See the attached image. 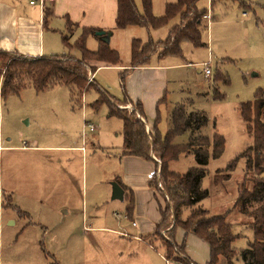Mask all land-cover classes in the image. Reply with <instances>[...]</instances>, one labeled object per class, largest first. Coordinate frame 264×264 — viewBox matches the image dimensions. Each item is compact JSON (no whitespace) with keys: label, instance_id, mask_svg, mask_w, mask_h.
Listing matches in <instances>:
<instances>
[{"label":"rangeland","instance_id":"374dc122","mask_svg":"<svg viewBox=\"0 0 264 264\" xmlns=\"http://www.w3.org/2000/svg\"><path fill=\"white\" fill-rule=\"evenodd\" d=\"M134 1L141 12V1ZM175 1L151 0L152 14L162 15L165 3ZM245 1L248 7L240 5L239 0L197 2L199 9L210 10L211 6L210 18H203L201 22L203 44L195 46L184 40L180 43L181 54L164 58L165 62L179 66L169 70L166 101L160 106L158 124L164 135L169 126V110L183 103L188 108L204 110L209 118L206 130H216L223 136V152L216 158L211 157L205 167L201 187L207 190V196L198 205L211 215L225 216L237 235L233 246L238 251L246 248L253 237L249 226L252 219L234 207L241 186L252 188V172L245 174L246 158L239 154L253 140L239 106L241 102L253 100L257 89H262L264 96V0ZM243 11L246 16H242ZM179 21V16H175L156 29L128 26L113 30L108 42L109 46L116 47L120 62L103 66L95 63L96 84L114 99H123V91L128 93L126 78L121 83L120 72L130 63L132 39L143 43L163 40L171 26ZM79 31L72 32L69 42L74 41ZM62 33L67 35L66 31ZM54 36L53 54L79 57L78 50L68 49L62 45L60 35ZM97 36H89L87 48L95 49L93 39ZM51 41L45 38L46 44ZM154 54L152 60L157 61V53ZM204 64H208L211 72L207 77ZM216 74L221 77L214 83ZM218 94L223 98L216 99ZM98 95L94 89L79 95L73 87L65 85L42 91L27 86L16 94L0 95L1 144H16L19 139L28 145L40 146L28 155L42 162L37 166L41 182L31 177L32 201L27 206L33 221L47 227L37 225L28 229L22 239H16L19 228L4 225L3 231L0 230V264H149L147 247L136 241L139 238L163 253L155 231L165 198L150 182L154 162L122 154V120L108 115L106 102L98 107L93 105ZM149 113L145 112L150 122L155 107H150ZM86 124L93 125L94 129L85 128ZM188 138V133H184L174 142H186ZM68 144L81 148L68 151L44 147ZM3 152L0 169L5 173ZM50 161L58 165V171H53ZM194 165V157L189 154L170 162L169 168L185 172ZM217 171L229 176L215 182ZM54 172L56 177L52 179ZM112 182L123 186V199L111 198ZM184 234L183 229L176 227L175 241L181 244ZM160 235L169 236L166 231ZM188 240L186 237L185 245ZM233 262L243 264L239 255Z\"/></svg>","mask_w":264,"mask_h":264},{"label":"trees","instance_id":"16d2710c","mask_svg":"<svg viewBox=\"0 0 264 264\" xmlns=\"http://www.w3.org/2000/svg\"><path fill=\"white\" fill-rule=\"evenodd\" d=\"M142 11L139 12L134 0H117L115 29H123L129 25L159 28L166 25L172 18L179 16L180 21L169 29L168 35L157 42L143 43L140 39L131 41V65L120 72L121 83L127 73L136 66L147 62L150 55L159 56L181 54L180 43L184 40L195 46L202 45L201 19L205 9H199V0H176L166 3L164 13L160 16L152 14L151 0H140ZM242 6L248 7L242 1ZM74 24L68 21V33L71 35ZM75 27V26H74ZM98 28H81L73 42L69 36L63 35L62 42L68 49L79 51V57L67 55L28 56L19 52L0 49V95L16 94L27 86L42 91L55 85L70 86L82 95L91 89L98 92L93 105L98 107L106 102L108 115L117 116L122 120V154L150 159L154 162L151 184L165 198V206L160 208L161 219L156 227V235L160 239L163 255L175 260L178 264H193L185 252V244L177 245L174 239L176 227L192 233L205 240L209 245V260L206 264H215L219 256H223L227 264H235L233 259L239 255L243 264H264V96L263 90L257 89L253 100L241 102L239 111L245 122L247 131L252 137V144L239 155L246 158V172H252V188L241 186L234 204L252 221L249 226L253 230L252 240L246 248L238 251L233 246L237 235L232 232L231 223L224 215H211L207 209L198 205L207 196V190L201 187L206 174L209 159L221 155L224 149V138L216 130H206L209 118L204 110L188 108L187 104L179 103L168 113V130L161 134L158 124L161 120L160 106L166 101V93L157 101L156 117L152 127L147 130L142 104L132 102L124 93L121 100L114 99L100 88L94 77L89 82L96 67L90 62H105L116 65L120 56L108 42L100 40L99 46L91 50L86 46L89 34H95ZM111 32V30H109ZM220 75H215L214 83ZM227 79L226 77L224 80ZM227 82V81H225ZM217 90H215L216 92ZM218 93V92H217ZM223 98V95H215ZM132 104L133 108L125 107ZM122 105L123 107H119ZM188 133V140L175 143L174 139ZM193 155L195 165L185 172L169 168L170 162L181 155ZM153 156V157H152ZM229 175L217 171L214 181L225 180ZM189 208L187 213L183 210ZM22 214V213H21ZM171 225L169 229L167 227ZM161 231L169 235L163 238Z\"/></svg>","mask_w":264,"mask_h":264},{"label":"crops","instance_id":"0c3cea01","mask_svg":"<svg viewBox=\"0 0 264 264\" xmlns=\"http://www.w3.org/2000/svg\"><path fill=\"white\" fill-rule=\"evenodd\" d=\"M239 1L242 3V1L245 0ZM116 11L117 0H47L42 8L38 4H29L27 0H0V49L19 52L28 56L57 55L52 53L54 45H56L54 44V37L56 38L54 35H60V41L62 45H64L62 36L65 34L62 32L66 31L67 35L70 36L68 33V21L72 22L75 26H73L72 32H76L78 29L81 31V28L84 27L98 28L105 32L111 30L110 39V37L113 36V30H124L126 28L115 29ZM205 12H207V10H205ZM91 35L92 34H89L86 40ZM46 37L52 40L48 44L45 42ZM93 43L94 45L96 44V49L99 46L100 40L94 38ZM110 47L116 49V47L112 45H110ZM153 55L155 54L153 53L150 55L145 64L134 67L124 77L126 78V89L128 94L124 91L123 94L125 93L133 103L139 101L142 104L143 111L145 110V118H143V120L147 122V130H149L154 123L157 101L167 93L169 70L179 66L170 62H165L166 60H164V58H166V56L161 57L158 54L156 55L158 60L153 61ZM95 63H99L98 66L108 64L100 61L90 62L96 69L97 66ZM130 65L131 57L127 68H129ZM94 73L89 76L91 80L94 77ZM119 107L123 106L119 105ZM125 107L128 109L133 108L132 104H127ZM150 107H155V115L153 120L149 122L145 112L149 115ZM86 127L87 126H85V128ZM8 139L10 140V138ZM17 142L16 144L9 142L3 145L0 140V154L4 151L6 156L4 158L6 159L5 173L0 169V230L2 232L4 225L7 224L17 226L19 231L16 233V239H22L24 233L28 229H34L37 225L42 228L47 227L40 221H33L27 206L32 201L31 191L29 189L31 177L40 181L41 172L37 166L42 162L41 159L36 158L34 160L29 158L28 155L33 154L34 151H37L35 149L40 146L28 145L26 141L24 142L23 140L20 142L19 139ZM44 147L57 150L65 149L68 151H78L79 148H81V146L74 144L48 145ZM53 163L54 161H50V164L53 165ZM57 167L58 165L54 164L52 166L53 171H58ZM32 173H35L34 175L36 177L31 176ZM54 177H56V172L51 175L52 179ZM121 187L123 188L122 185ZM63 213H66V211H63ZM185 236L189 239L186 241L185 252L191 259V262L193 264H206L209 260L208 243L192 233H187ZM186 237H184L183 240L184 244ZM136 241H139L142 245L147 247L149 264H178L175 260L167 259L163 253L161 254L157 249L152 248L150 244L146 243L143 239L139 238L136 239ZM175 243L177 245L180 244L179 242L177 243V241H175ZM41 247L44 250L43 246ZM46 252H48V250H46ZM215 264H227V261L223 256H219Z\"/></svg>","mask_w":264,"mask_h":264},{"label":"water","instance_id":"95a60500","mask_svg":"<svg viewBox=\"0 0 264 264\" xmlns=\"http://www.w3.org/2000/svg\"><path fill=\"white\" fill-rule=\"evenodd\" d=\"M95 34L100 36L102 41L108 42L111 32L109 31L105 32L104 30H99V31H96ZM123 194H124L123 188L117 182H112L111 198L112 199H123Z\"/></svg>","mask_w":264,"mask_h":264},{"label":"built area","instance_id":"2783aa9c","mask_svg":"<svg viewBox=\"0 0 264 264\" xmlns=\"http://www.w3.org/2000/svg\"><path fill=\"white\" fill-rule=\"evenodd\" d=\"M46 1L47 0H27V2L29 4H31V5L38 4L41 8L44 7ZM48 1H53V0H48ZM210 3H211V0H210ZM210 11H211V6H210V10H207V12H205V14L203 15V18L209 19L210 18V15H209ZM242 16H246L245 11L242 12ZM210 73L211 72H210V68H209L208 64H204V76L207 77L210 75ZM90 80H91V78L89 77V81ZM86 126L91 131L94 129L93 125H91V124H86Z\"/></svg>","mask_w":264,"mask_h":264}]
</instances>
